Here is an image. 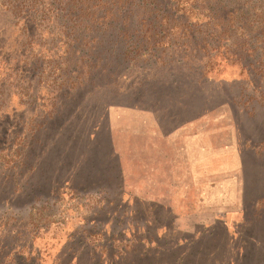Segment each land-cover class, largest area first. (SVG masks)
<instances>
[{
    "label": "rangeland",
    "instance_id": "rangeland-1",
    "mask_svg": "<svg viewBox=\"0 0 264 264\" xmlns=\"http://www.w3.org/2000/svg\"><path fill=\"white\" fill-rule=\"evenodd\" d=\"M67 2L0 0V264H264L255 33L194 15L140 34ZM195 121L210 171L241 159L200 202L176 197L184 142L162 138Z\"/></svg>",
    "mask_w": 264,
    "mask_h": 264
},
{
    "label": "trees",
    "instance_id": "trees-1",
    "mask_svg": "<svg viewBox=\"0 0 264 264\" xmlns=\"http://www.w3.org/2000/svg\"><path fill=\"white\" fill-rule=\"evenodd\" d=\"M66 5L72 3L74 7L82 6L78 10L79 17L116 20L134 17L137 25L134 33L157 35L163 21L188 19L194 15L205 16L210 22L233 24L229 29L221 28V36L233 37L239 34L244 38L240 46L247 45V37L255 33L256 46L264 50V0H67ZM94 8L96 10H94ZM240 20V25H237ZM123 21V20H122ZM117 22V21H116ZM124 22V21H123ZM122 22V23H123ZM155 25L152 28L149 26ZM236 24V25H235ZM157 27V28H156ZM234 28V31L232 29ZM249 37V36H248ZM258 44L260 46H258ZM142 45V44H140ZM155 45V44H154ZM128 50V47H127ZM260 65V64H259ZM97 156V151H94ZM264 201L258 199V202Z\"/></svg>",
    "mask_w": 264,
    "mask_h": 264
},
{
    "label": "crops",
    "instance_id": "crops-1",
    "mask_svg": "<svg viewBox=\"0 0 264 264\" xmlns=\"http://www.w3.org/2000/svg\"><path fill=\"white\" fill-rule=\"evenodd\" d=\"M196 127V121L193 123L188 124L185 127H182L180 129H173V131L169 134H163V139H171L173 140H182L184 143L179 146V153L182 155L183 159V165L187 169V173L189 174V181L185 183L183 180H178L177 185L178 188L172 186V189L175 188L180 189L182 187V191L184 194L177 195L176 197L182 198V199H188L190 196L194 199H197L199 202L201 198H211V197H217L216 192L219 190L225 194V190L223 191L222 187L220 186L222 182H219L217 174H226L229 172V170H232L236 172L241 167V159L239 157L234 159L235 165L232 169H229L225 167L218 173L210 171L208 166H211V160L208 159L209 157H216L215 155L218 154L219 150H209L207 147L204 149V144L202 143L201 138V130H199ZM119 154V159L123 160V156L120 153V151L117 149ZM150 155V154H149ZM211 155V156H210ZM234 155V154H233ZM209 156V157H208ZM203 160L206 163L207 166L203 168ZM120 172L123 173V177H126L125 172V164L124 162H120ZM204 179L207 180L208 184L204 187H202V181ZM234 176V175H233ZM239 181H241V186L239 184ZM237 182V188L238 192L236 195V199L242 198V180H240L238 177L234 180V183ZM178 183H181L179 185ZM231 194H228V197L230 198ZM232 196V195H231ZM172 198L173 196H165V195H145V198L148 199H163V198Z\"/></svg>",
    "mask_w": 264,
    "mask_h": 264
}]
</instances>
